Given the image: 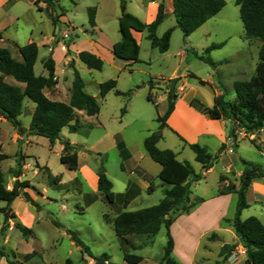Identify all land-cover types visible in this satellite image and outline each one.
Here are the masks:
<instances>
[{
    "label": "rangeland",
    "instance_id": "obj_1",
    "mask_svg": "<svg viewBox=\"0 0 264 264\" xmlns=\"http://www.w3.org/2000/svg\"><path fill=\"white\" fill-rule=\"evenodd\" d=\"M124 1L126 11L145 22V0ZM157 1L164 5L166 0ZM222 1L224 4L220 12L188 36L183 35L176 26L173 14L168 13L156 29L157 37H161L167 29H173L166 53L161 54L157 49L151 48L144 38V32L143 37L139 39L140 55L137 63L127 65L118 59L110 62L108 57L104 56L102 69L95 71L88 69L78 61L76 69L84 83V90L89 95L96 96L100 110L96 116L77 113L79 129L77 132H71L68 126L62 128L59 135L60 140L71 142L76 147L80 154L79 164L82 167L87 165L96 173L99 169H103L112 183V192L123 191L131 173L133 177L141 173L145 174L146 178L151 180L153 190L142 192L126 205L123 203L109 204L101 193L90 191L86 185H80L79 180L75 184L69 182L74 172L67 170L60 163L58 145L52 148L47 139L35 137L36 145H22V153L27 154L26 161L30 164L37 161L40 167L46 166L50 169L52 177H61V184L49 183L46 171L41 168L36 169L33 165L25 172L24 179L31 183V187L25 191L31 193L34 202L39 207V212L35 211L37 210L35 206L26 203L23 199L15 202V209L21 217L32 216L33 236L24 239L19 231L14 230L9 243L4 245L2 243L3 234L6 231L10 232L18 221L12 218L5 219L0 211V252L2 253L0 264L10 262L64 264L66 259L80 264L78 263L80 251L71 244L68 236H65L66 233L69 235V232L77 234L93 257L106 253L111 256L114 264L124 263L122 251L115 241L112 225L105 222L104 215L113 218L119 212L136 211L153 206L162 198L163 190L169 187L157 178L160 166L149 158L143 148L144 139L154 133L161 135L156 143L158 149L172 151L177 160L188 162L195 173L203 175L202 180L198 182L189 180L188 185L191 191V201L194 202L198 198L204 201L195 206L189 214L176 216L177 220L169 228L170 235L176 243L173 257L176 259L182 257L188 243H190L189 246L191 244L196 246V243H200L201 246L197 247V254L194 256L197 259L196 264H215L218 261L215 254L216 244H212L211 251L203 249L205 239L200 236V233L216 228L220 216L227 219L233 217L237 197L227 191L232 185L238 186L243 161L264 168V126L251 133H245L243 129L237 128L235 138H228V128L231 126L229 119L221 120L225 129L221 126L219 129L213 128L214 134L208 137L194 133L193 129L185 123V118H188L186 100L195 99L204 108L212 107L215 95H223L224 100L231 101L234 98L233 83L249 80L255 72L260 42L256 39L245 38L238 7L234 0ZM43 3H45L43 0H15L12 5L5 8L9 11L7 14L10 19L13 16L17 17V22L7 31L6 37L13 36L18 45H25L26 38L31 32L32 37L38 38L41 37L40 33L44 36L54 33L57 42L63 46L62 52L65 57H68L66 59L68 67L74 65L73 53L69 50L71 43L77 42L79 45L86 43V40H92L99 41L105 47L110 41L115 42L120 38L118 31L119 1L58 0L56 2L52 0L53 6L49 7L45 3L46 8L43 7ZM90 7L97 9L96 23L102 30L100 37L92 32V27L88 23ZM54 19H57L55 23ZM212 44H222V47L207 54L215 63L214 67L195 57V54L202 55L204 50ZM7 45L12 49L9 44ZM13 54V58L19 59L15 50ZM55 55L59 59L60 53L55 52ZM46 56V49L40 47L34 65L36 75H40L43 71L42 60ZM188 64H190L189 67ZM174 74L182 75L181 82L179 81L175 86L178 94L176 101H179L176 120L179 124L182 123L181 126L185 124L187 138L173 130L167 124V120L162 128L156 121L157 117H161L166 111L167 79ZM72 80L71 71L66 70L63 75L60 74V81L64 88H69ZM108 80L116 81V90L123 93L131 91V95L123 97L110 92L100 98L98 86ZM149 80H153L151 90L148 86ZM199 80L204 81L205 84H199ZM182 85L184 86L180 88ZM149 94L152 101L147 99ZM60 99L64 100V96ZM31 107H34V104L24 99L22 113L18 117L21 126L29 125V108ZM74 123L72 121L70 125ZM24 133H27V130H24L22 134ZM111 139L115 144L117 139L123 141L130 155L129 159L123 160L117 147L109 148ZM183 141L186 144H199L206 147L212 156L218 155L213 167L207 172H202L200 165L194 160V153ZM13 149V145H6L5 152L10 154ZM98 149L106 151L97 154ZM94 155L99 157H94ZM11 162L13 161L8 160L2 165L4 184L7 189H10L9 179L14 176V171L21 170L20 165L19 167L16 165L7 171V166ZM33 170L36 172L33 173ZM256 182L264 186V179ZM43 189L46 190L43 194L45 200L40 196ZM247 201L248 207L241 212L240 218L243 220L256 217L264 224V196L249 193ZM6 205V202L0 200V210ZM223 220L220 222V228L228 231L222 233V238L215 236L209 240L235 245L230 255L239 260L234 263L220 262L219 264H245L241 259L245 257V254L240 252L241 245L238 243V237L231 225ZM215 232L210 233L209 236ZM131 238H135L131 240L135 248L129 249L128 252L144 257L139 264L159 263L166 242L164 227H161L154 237L142 235ZM34 250H37L38 254L32 256L29 261H25L22 255L32 253Z\"/></svg>",
    "mask_w": 264,
    "mask_h": 264
},
{
    "label": "trees",
    "instance_id": "obj_2",
    "mask_svg": "<svg viewBox=\"0 0 264 264\" xmlns=\"http://www.w3.org/2000/svg\"><path fill=\"white\" fill-rule=\"evenodd\" d=\"M47 6L52 7V0H43ZM119 1L120 16L118 18V31L120 40L113 44L112 55L114 58L122 60L128 64L139 62L140 47L133 37L132 32H145V39L150 47L157 49L159 53H166L169 49L170 38L173 29H167L161 37L156 36L157 27L164 20V5L159 3L155 19L146 24L139 20L135 15L126 11L124 0ZM238 7L239 19L242 23L243 33L246 39H256L260 42L258 60L255 72L249 80L235 81L233 83L234 98L231 101L224 100L223 95H215L213 104L210 108H204L195 99H191L189 105L203 114L210 120L231 121L228 128V138H235V131L241 128L245 133L257 131L264 126V0H234ZM222 0H172L173 16L176 26L184 36L190 35L212 17L220 12L223 7ZM93 8L88 9V23L94 27ZM57 19H54L55 23ZM2 33L0 32V39ZM222 47V44H212L208 46L202 55L195 54L197 60L214 67L215 63L207 56L214 49ZM19 59L12 57L7 48L0 47V116L9 122L18 134H22L24 129L18 120L22 113L24 99L30 100L34 104V110L30 117L27 133L31 136L43 137L48 140L50 146L59 141L62 152L59 161L69 171H76L78 168L77 150L74 145L59 138L62 128L68 126L69 131L77 132L80 127L77 119V112L84 111L87 116H96L99 113V105L96 98L84 91V83L74 66L72 65L73 80L70 88V99L68 103L52 101L48 99L44 91L51 90L57 83L54 75V61L51 56L42 60V68L46 75H36L34 65L38 56V48L35 43H29L18 47ZM78 60L90 70L100 71L103 67V60L88 51H80L77 54ZM194 76L193 74H190ZM4 78H11L16 83L11 85L4 81ZM180 77L168 79L166 87L167 108L161 117L156 121L159 127L165 126V122L174 110V104L178 98L175 89ZM153 80H149L148 86L151 90ZM199 84H205L199 80ZM99 97L103 98L108 92L114 91L116 96L128 97L131 91L123 93L116 90V81L108 80L98 86ZM152 101L150 94L147 96ZM74 121L73 125L70 123ZM234 123L236 125H234ZM160 134H152L143 141V148L149 158L160 166L157 178L169 187L163 190L162 198L157 204L139 209L136 211L119 212L113 218L104 215V220L112 225L116 240L122 251L123 260L127 264H139L143 258L138 255L130 254L131 237L148 236L154 237L164 227L166 230V242L163 247V254L159 264H180L173 256V240L169 228L176 220V216L189 214L195 206L204 200L198 198L192 202L190 199L191 191L188 181L198 182L203 175L195 173L193 167L185 161H179L176 155L170 150H160L156 143L160 139ZM181 139V138H180ZM184 142V141H183ZM194 153V160L200 165L202 172H207L217 161L218 155L212 156L206 149L196 143L186 144ZM116 147L123 160L130 158L126 151L123 141L117 139ZM8 156L0 153V164ZM19 161L17 167H19ZM21 171H14V177H19ZM97 175V191L109 204L123 203L126 205L138 195V190L132 192L129 186L126 192L114 194L112 183L106 177L105 171L99 169ZM47 177L50 182H57L58 177H52L47 170ZM264 179V168L257 164L243 161V169L238 179V186L232 185L227 193L236 195L235 213L231 219H224L223 222L231 225L238 243L245 251V264H264V224L256 217L241 219V212L248 207L246 193L251 184ZM28 181L13 182L11 189H7L4 184L3 174L0 167V200L6 202V206L0 211L4 218L15 219L10 205L18 197L26 203L39 207L32 200L24 189L29 188ZM153 190L152 184L148 186V192ZM222 193V192H221ZM24 239L30 238L33 233L30 229L20 223L14 225ZM71 241L80 249L82 256L91 258L95 264H104L107 254L93 257L76 233L69 232ZM211 234L209 239L215 238ZM235 245L224 244L221 246L219 256L225 261L227 256L233 252ZM2 256V253L0 252ZM35 255L34 252L23 256L25 261H29ZM9 264H16L10 262Z\"/></svg>",
    "mask_w": 264,
    "mask_h": 264
},
{
    "label": "crops",
    "instance_id": "obj_3",
    "mask_svg": "<svg viewBox=\"0 0 264 264\" xmlns=\"http://www.w3.org/2000/svg\"><path fill=\"white\" fill-rule=\"evenodd\" d=\"M55 1L58 2V0H55ZM114 1L118 2V0H114ZM14 2H15V0H0V32L2 33V38L0 39V47L7 48L10 51L12 56L14 55L13 54V50H15V53H16L17 57L19 58L20 56H19V53H18V47H21L23 45H18L17 42H16L17 40L13 36L12 37H6L7 31L10 29V27L12 25H15V22H17V17L15 18L13 16L10 19L8 14H7V13H9V11L7 9H5V8H7L8 6L12 5V3H14ZM159 3H158L157 0H145L146 12H145V22L144 23L149 24L155 19ZM43 7L46 8V4L45 3H43ZM90 8H93L95 10V14H94L95 25H94V27H92V32H95V34H97L98 37H100L101 34H102V30L98 27V25L96 23L97 9H96V7H90ZM172 11H173L172 0H166L165 3H164V19H165V16L168 13L171 14ZM119 16H120V14H119ZM119 16H118V18H119ZM143 33L144 32H142V33L135 32V31L132 32L133 37L137 41L138 45H139V39H141L143 37ZM40 34H41L40 38L32 37V32H31L29 34V36L26 38L25 45L29 44V43H35V45L37 46L38 50H39L40 47L45 48L46 51H47V56L46 57L51 56L52 60L54 61V75H55L57 83L51 90H45L44 94H45V96L48 99H50L52 101L68 103L69 99H70V88H71V85H70L69 88L68 87L64 88L62 82L60 81V74L63 75L66 70H69L72 73V68L68 67V63H67V60H66V59H68V57H65L64 52H62L61 49H63V46H62V44H60V42H57V38L54 35V33H52V34H50L48 36H44V35H42V33H40ZM145 36H146V34H145ZM145 36H144V38H145ZM119 40H120V38H119ZM116 42L117 41H115V42H111L110 41V43L107 46H105V47H104V45L100 44L99 41L96 42V41H92V40H86V43L85 42L84 43H80L79 45H77V42L71 43V45L69 46V50L73 53V55H72L73 61L72 62L74 64L73 65L74 68H76V66L78 65V61L79 60H78L77 54L80 51L91 52L94 55L98 56L100 59H102L103 62L105 60L104 56H107L108 59L110 60V62H114V59H116V58H114V56L112 55L111 51H112L113 44L116 43ZM7 44H9V46H11L12 49H10V47H8ZM55 52L60 53L59 59L56 58ZM180 54H182V53H180ZM139 55H140V53H139ZM126 64L127 65H131V64H128V63H126ZM189 66H190V64H188V67ZM40 75L45 76L46 75V71L43 69V71L40 73ZM178 77H180V80H181L182 75L174 74V75H172V77H170L168 79H173V78H178ZM4 81L6 83H8V84H11V85L23 86L22 84L16 83L11 78H4ZM183 86L184 85H182L180 88H182ZM64 89H65V91H64ZM110 92L114 93V91H110ZM110 92H108V93H110ZM61 96H64V100L60 99ZM92 96L96 98L95 95H92ZM189 102H190V99L186 100V106L188 104V106H187L188 115L187 116H188L189 119L185 118V123H186L187 126H189L190 128L193 129L194 133H196L198 135H201V136L208 137V136H211L212 134H214L213 128L214 129H219V127L221 126V127H223L225 129L224 123L221 120H210V119L206 118L204 115H201L200 113H198L194 109H192L189 106ZM178 104H179V101H176V104L174 106V110L172 111V113L170 114V116L167 119V124L173 130H175L177 133H180L183 137L187 138L188 135L186 134L185 124L183 123L184 125L181 126L182 123L179 124L177 122V120H176V117H177L176 115H177V111H178ZM33 110H34V107L29 108V112H30L29 116L30 117H31V114H32ZM77 113L85 114L84 111H80V112H77ZM28 126H23L22 125V128L24 130H27ZM26 134L27 133L18 134L17 131L12 127V125L9 122H7L4 118H2L0 116V153L5 154L6 156H8V158L6 160L2 161L1 164H0L1 172L3 174L2 165H3L4 162H6L8 160H11L13 162H11L7 166V171L9 169H11V168L13 169L14 167H16V165L18 164V161H19L20 169H21L20 170L21 171V175L19 177H14V176L10 177L9 185H8V187L10 189L12 187V183L15 182L16 180H18L19 182L28 181L29 185L31 187L30 181L29 180H25L24 178H25V172L28 171L29 169H31L32 165L36 169H40V168H41V170L44 169L46 171V173H47V170H48V172L52 175V173H51L49 168H47L46 166L40 167L37 161H35V163H31V164L26 161L27 154L22 153V150H21L22 145H29V144H31V145L35 144L36 145L37 144V142L35 141L36 140L35 137H37V136H31L29 134H27V135ZM225 139H226V137H225ZM69 143L72 145L71 142H69ZM9 144L14 146V149H13V151L10 154L5 152L6 145H9ZM56 145H58V147H59V156H60V154L62 152V149H63V146H62L61 143L55 142L51 147L53 148ZM109 148L110 149L116 148V144H115L114 141H112V139H111V141L109 143ZM105 151L106 150H99L98 149L97 154L105 153ZM79 155L80 154L77 151L78 168H77L76 171H73L74 174L70 177L69 182L75 184V182L78 183V180H79L80 185L84 184V185H86L89 188L90 191L96 192L97 191V175H96V172L94 170H92L90 167H88L87 165L82 167L79 164ZM159 170H160V167H159ZM159 170H158V172H159ZM35 172L36 171L33 170V173H35ZM158 172H157V175H158ZM130 176L131 177L125 183L123 191L113 192L114 194H122V193L126 192V190L128 189V187L130 185L133 186L131 188V191L133 193L138 190L139 193H138L137 196L141 195L142 192H144V191L148 192V186L151 183L150 182L151 180L147 179L145 174L141 173V175L139 174L138 176L133 177V173H131ZM47 180L50 183V180L48 179V177H47ZM61 180H62L61 177L58 176V179H57L58 184H61ZM256 181H258V180H256ZM256 181H254L251 184V186L249 187V189H248V191L246 193V200H247V196H248L249 193L261 194V195L264 196V186L258 184V182H256ZM26 189H28V188H26ZM24 191H25V189H24ZM25 192H27V191H25ZM45 192H46V190L43 189L41 191V193H40V196H41V198L43 200L46 199L44 197V195H43ZM27 193L29 194V196L33 200L34 198L31 195V193L29 191ZM215 198H217V197H215ZM20 199H22V198L21 197L16 198L11 203L10 208H11L12 212L15 215V220L18 221L17 223H20L22 226H24V227H26V228H28V229H30L32 231V229H31L32 216H29L27 218H26V216L25 217H21L20 213H18L17 209H15L16 208L15 207V202L18 201V200L20 201ZM247 203H248V201H247ZM35 211L39 212V210H35ZM222 219H227V218H224V217H221V216L218 217V225H217L216 228H212V229H209L207 231H203V232L200 233V236L203 239H205V244L203 245V249H206L207 251H211L212 250L211 246H213L212 244L215 243L216 244L215 254H216L217 258H218V261H216L215 264H219L220 262L221 263H229V262H233L234 263L235 261L239 260V258H235L234 256L230 255V256H228V258H226L225 261H222V257L219 256L220 248L224 244H222L220 241L213 242L212 240H209V237H210L209 234L214 232V231H216L215 235H216L217 238H222V236H223L222 233L224 231H228L225 228H220V222H221ZM173 223H172V225H173ZM171 226H170V228H171ZM0 228H1V226H0ZM14 230H17V229L13 228L10 232L6 231L5 234H3L4 235V239H3L2 243L4 245L9 243V240H10V237H11V233ZM20 235H21V233H20ZM65 236H68V238L70 239V236L67 233L65 234ZM132 239H135V238H132ZM172 240H173V238H172ZM70 241H71V239H70ZM115 241L117 242L116 238H115ZM131 242L132 243H131V248L130 249H134L135 248V244L133 243V241H131ZM71 244H73L80 251V249L72 241H71ZM189 244L190 243H188L186 245L185 253L183 254V256L182 257H177V259L175 258L180 264H196L197 263V259L194 256L197 254L196 253L197 252V250H196L197 247L198 246L200 247L201 244L200 243H198V244L196 243V246L195 245L192 246L193 244H191L189 246ZM175 251H176V243L173 240L172 256L175 255ZM241 251H242V246H240V252ZM32 252H34L35 255L38 254L37 250H34ZM26 254H30V253H26ZM102 254H104V253H102ZM24 255L25 254H23L22 256H24ZM107 256H108V258H107L108 264H114L112 262L111 256L108 255V254H107ZM138 256H141V255H138ZM142 258L144 260V257H142ZM122 259H123V255H122ZM201 259H204V258H201ZM241 259H242V262H244L245 257H243ZM123 262L124 263H122V264H127L124 260H123ZM78 263H80V264H95L94 261L91 258H89L86 255L82 256L81 253H80V261ZM64 264H76V263L74 261H72L71 259H66L64 261Z\"/></svg>",
    "mask_w": 264,
    "mask_h": 264
},
{
    "label": "built area",
    "instance_id": "obj_4",
    "mask_svg": "<svg viewBox=\"0 0 264 264\" xmlns=\"http://www.w3.org/2000/svg\"><path fill=\"white\" fill-rule=\"evenodd\" d=\"M242 253H245L244 250L241 251ZM104 264H108L107 260L104 261Z\"/></svg>",
    "mask_w": 264,
    "mask_h": 264
},
{
    "label": "water",
    "instance_id": "obj_5",
    "mask_svg": "<svg viewBox=\"0 0 264 264\" xmlns=\"http://www.w3.org/2000/svg\"><path fill=\"white\" fill-rule=\"evenodd\" d=\"M94 157H97L98 158L99 156L94 155Z\"/></svg>",
    "mask_w": 264,
    "mask_h": 264
}]
</instances>
